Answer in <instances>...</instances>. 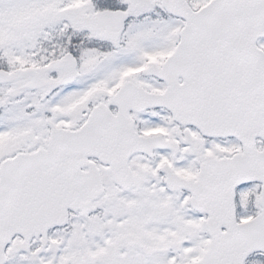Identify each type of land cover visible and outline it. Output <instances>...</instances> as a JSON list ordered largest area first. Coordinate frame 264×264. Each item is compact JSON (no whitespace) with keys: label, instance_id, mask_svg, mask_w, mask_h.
<instances>
[{"label":"snow or ice","instance_id":"obj_1","mask_svg":"<svg viewBox=\"0 0 264 264\" xmlns=\"http://www.w3.org/2000/svg\"><path fill=\"white\" fill-rule=\"evenodd\" d=\"M0 264H264V0H0Z\"/></svg>","mask_w":264,"mask_h":264}]
</instances>
